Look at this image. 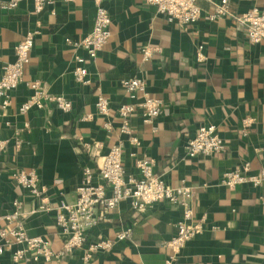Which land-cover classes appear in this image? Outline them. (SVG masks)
Here are the masks:
<instances>
[{
    "label": "crops",
    "instance_id": "crops-1",
    "mask_svg": "<svg viewBox=\"0 0 264 264\" xmlns=\"http://www.w3.org/2000/svg\"><path fill=\"white\" fill-rule=\"evenodd\" d=\"M226 1L232 15L253 8L264 12V0ZM103 5L110 37L98 57L87 62L89 83L84 86L75 81L72 70L75 59L84 56L79 45L94 25L93 0L55 2L40 14L32 0H21L11 11L0 9V71L15 61L14 47L25 34L38 31L22 80L0 116V140L8 143L0 155V228L10 225L4 218L13 212V202L21 201L27 235L41 237L52 252L59 251L64 238L55 218L61 205L74 203L86 168L94 184H103L98 175L103 156L120 140L125 143L127 174L136 175L137 159L151 160L153 173L165 186L184 183L192 189L194 220L201 221L203 229L175 253L167 244L181 209L159 202L135 211L121 201L114 211L99 214L86 234L87 243L113 242L88 264H264V188L220 184L224 173L245 163L252 174L264 168V43L249 44L241 26L228 18L207 20L213 7L205 1L199 4L200 21L184 27L165 21L142 0H108ZM198 47L202 62L197 61ZM144 49L152 50L148 60ZM135 78L144 83L150 99L162 102L161 114L150 124L142 123V94L130 101L121 88L122 80ZM34 82L46 95L70 101L71 111L62 113L44 103L43 109L21 114ZM101 95L108 101L106 116H99L94 107ZM122 104L136 106L129 123L140 141L137 147L120 132L117 110ZM245 121L250 122L243 131ZM204 125L216 127L224 152L187 158L188 141ZM21 170L39 177L48 212L39 210L40 200L13 182L12 175ZM125 228L132 229L131 237L114 241ZM10 253L4 252L0 264H26L12 261ZM81 255L82 250H76L36 264H85Z\"/></svg>",
    "mask_w": 264,
    "mask_h": 264
},
{
    "label": "built area",
    "instance_id": "built-area-1",
    "mask_svg": "<svg viewBox=\"0 0 264 264\" xmlns=\"http://www.w3.org/2000/svg\"><path fill=\"white\" fill-rule=\"evenodd\" d=\"M21 0H8L0 4L3 11L14 10ZM36 14L42 13L48 6L55 2L60 4H72L75 0H32ZM108 0H93L96 8L94 25L79 48L84 53L83 58L75 59L76 66L72 70L73 77L78 84L89 83L87 76V62L95 60L102 51L110 37L111 22L107 9L103 5ZM200 1H205L213 7L211 14L206 19L210 22L220 17L228 18L238 23L243 35L249 44L264 43V12L256 8L243 14L232 15L228 11V2L220 0L217 4L211 0H142V3L155 8L156 12L169 23H176L181 27L194 25L199 22L202 10ZM53 14V12H52ZM38 31L32 30L14 47L13 63L6 64L0 71V116L9 105L11 93L16 89L23 77V70L30 62V52L34 44V38ZM152 50L144 49V60L151 57ZM204 55L202 47L197 49V61L202 62ZM121 88L125 91L130 101H135L137 94H142V102L138 105L142 112V123L150 124L154 118L162 112V102L158 99H150L146 94L144 83L138 79L121 81ZM32 96L21 105L19 112L25 114L32 108L43 109L44 103L53 104L62 113L71 111L70 101L61 96H49L42 92L38 83L30 85ZM96 107L99 116H106L109 112L108 101L102 95L96 98ZM136 106L122 104L117 110L122 126L120 132L127 136L132 147H137L140 141L133 135L129 119L135 113ZM86 117L85 119H87ZM83 119V120H85ZM250 121L244 122V128ZM109 125H107V129ZM6 141L0 140V155L7 147ZM17 142V146L19 145ZM125 143L120 141L110 148L103 156L102 164L98 169V175L103 184H94V179L89 168L82 171L83 179L76 189V199L70 205H61V212L55 218V225L59 228L60 235L64 238L62 248L52 252L49 244L41 237L31 238L27 235L22 223V202L15 201L12 204L13 212L4 219L10 225L0 228V257L5 251H10L11 260L15 263L25 262L36 264L41 260L62 258L76 250H82L81 259L88 264L92 256L98 252L111 249L113 242L110 240L88 242L86 234L94 227L99 214L114 211L121 201H128L130 208L135 211L153 208L156 203L166 202L171 207L181 209V219L175 225V234L167 244L175 253L185 246L192 238L201 233L203 223L194 220L193 209L190 204L192 189L180 183L177 187H167L164 182L153 173L154 163L146 159H137L134 164L135 174H127L123 168L122 153ZM225 150V142L220 138L214 125L200 127L196 135L186 145L185 156L187 158L220 155ZM13 182L25 190L33 199L40 200L39 210L48 212L45 189L39 185V177L34 171H19L12 175ZM220 184L229 189H235L240 185H248L252 188H264V168L252 174L248 163L238 169L226 172L222 175ZM132 235L131 228L122 229L116 233L114 241L122 242Z\"/></svg>",
    "mask_w": 264,
    "mask_h": 264
}]
</instances>
